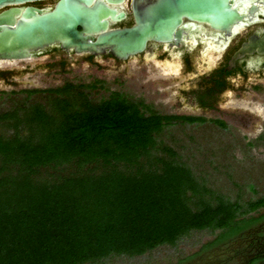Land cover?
<instances>
[{"label": "trees", "instance_id": "16d2710c", "mask_svg": "<svg viewBox=\"0 0 264 264\" xmlns=\"http://www.w3.org/2000/svg\"><path fill=\"white\" fill-rule=\"evenodd\" d=\"M46 98L0 113V264L136 257L219 230L201 249L211 253L264 218L252 215L264 195L217 194L164 143L167 126L202 116L163 114L119 91Z\"/></svg>", "mask_w": 264, "mask_h": 264}, {"label": "flooded vegetation", "instance_id": "af4514ba", "mask_svg": "<svg viewBox=\"0 0 264 264\" xmlns=\"http://www.w3.org/2000/svg\"><path fill=\"white\" fill-rule=\"evenodd\" d=\"M51 1L34 2L30 5L48 9L54 6L57 0L53 3ZM133 4L134 0L109 3V6L116 9L119 14H124L117 20L109 18L110 29H123L135 25ZM235 6H238L243 18L234 23L230 31L214 28L207 22L184 18L177 28L180 35L175 33L171 40H150L145 51L130 55L126 59L115 56L109 48L98 53L78 52L75 49L66 50L60 44H53L32 52L30 58L0 60V92L6 97L20 95L26 98L39 95L68 97L83 93L92 97L93 91L97 90L98 86H103L105 79L96 77L90 83L83 80L77 83L76 78L69 75L75 65L102 66L113 63L134 73L137 71L132 67L134 64L144 65L150 68L151 72H159L157 65H162L165 71L179 70L182 76L186 73L192 76L184 80L180 88V96L184 100L181 107L200 114L221 111V105L228 101V93L235 88L236 81L240 82L242 89L252 85L258 92L264 87V52L247 54L233 61L235 53L245 43L250 42L251 38L264 36V0H236ZM97 36L98 34L94 35L95 40ZM41 73L44 74V77L40 78L43 85L37 84V79H26L28 74L37 76ZM187 83L190 85L186 86ZM69 84L70 89L51 91ZM34 90L36 92L31 94L27 92ZM116 91L122 92L121 90L113 92ZM150 106L154 109V105ZM246 120L250 121L248 118ZM221 121L226 125V119ZM263 136L264 134L259 138H264ZM243 232L245 235L243 247L227 255L222 263L264 264V218ZM213 253H209L210 257ZM218 259L217 262L200 258L196 264H206L205 261L208 260V264H222L221 258Z\"/></svg>", "mask_w": 264, "mask_h": 264}, {"label": "rangeland", "instance_id": "374dc122", "mask_svg": "<svg viewBox=\"0 0 264 264\" xmlns=\"http://www.w3.org/2000/svg\"><path fill=\"white\" fill-rule=\"evenodd\" d=\"M132 67L136 68V73L113 63L102 66L75 65L69 75L76 78L77 83L80 80L90 83L96 77L105 79L104 85L98 86L92 93L95 101L121 90L132 98L154 105V109L163 114L201 115L205 119L203 122L167 126L162 134L164 143L173 147L178 158L190 165L196 175L203 178L217 194L241 202L264 195V138H259L264 134V87L258 92L252 85L242 89L240 82L236 81L235 88L228 93V101L221 105V111L200 114L181 107L184 100L180 96V88L184 80L192 77L191 74L182 76L179 70L165 71L162 65H157L159 72H151L150 68L139 64ZM43 75L28 74L26 79H37L36 83L43 85L40 81ZM46 100L43 95L6 97L0 92V113L37 101L46 104ZM247 109L252 111L248 112ZM217 119H226L228 124L222 125ZM7 131L6 126L0 124V132L5 134ZM252 215H264V208ZM218 233L219 230L193 231L174 246L162 245L141 256H112L87 264H196L200 258L218 262V257L222 263L227 255L243 247L245 235L241 232L229 242L215 247L211 258L208 252L203 253L201 249ZM209 260L205 263L208 264Z\"/></svg>", "mask_w": 264, "mask_h": 264}, {"label": "water", "instance_id": "95a60500", "mask_svg": "<svg viewBox=\"0 0 264 264\" xmlns=\"http://www.w3.org/2000/svg\"><path fill=\"white\" fill-rule=\"evenodd\" d=\"M41 1L46 0H0V60L30 58L32 52L53 44L78 52L98 53L109 48L126 59L145 51L150 40L180 35L177 28L184 18L228 31L243 18L236 0H134L135 25L110 29L109 18L124 16L109 6L119 0H57L48 9L30 5ZM255 52H264V36L251 38L233 61Z\"/></svg>", "mask_w": 264, "mask_h": 264}]
</instances>
